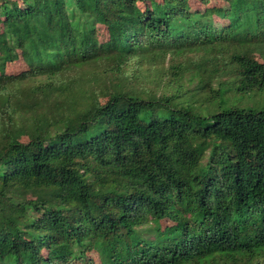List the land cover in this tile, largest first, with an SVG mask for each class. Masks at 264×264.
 <instances>
[{
  "label": "trees",
  "instance_id": "16d2710c",
  "mask_svg": "<svg viewBox=\"0 0 264 264\" xmlns=\"http://www.w3.org/2000/svg\"><path fill=\"white\" fill-rule=\"evenodd\" d=\"M0 264H264V0H0Z\"/></svg>",
  "mask_w": 264,
  "mask_h": 264
},
{
  "label": "rangeland",
  "instance_id": "374dc122",
  "mask_svg": "<svg viewBox=\"0 0 264 264\" xmlns=\"http://www.w3.org/2000/svg\"><path fill=\"white\" fill-rule=\"evenodd\" d=\"M197 6H198V3H196V2L192 3L193 9L196 10V9L202 8V7H197ZM217 8H220L221 10L222 9L224 10V8L221 7L220 5L211 7V11L215 12L214 15H215L216 24L218 26H220L222 22H221V20H218V18H217V12H218ZM136 10H137V13L139 16L143 15L144 4L141 2L137 3ZM98 34H99V37L101 38V40L106 41V29L105 28L100 27ZM27 69L28 68L23 64V61L18 57V60L16 62H14L13 64L8 66L7 73L9 75H20L21 73L26 72ZM262 101H263L262 95H254L251 99H248L247 103L250 105H253V106H258V104H260ZM162 225H163V228L166 232L170 231L172 227L173 228L175 227L173 225V223H170L168 221H163ZM89 257L91 259L95 260L96 262L99 260L97 254L94 251H91L89 253Z\"/></svg>",
  "mask_w": 264,
  "mask_h": 264
}]
</instances>
